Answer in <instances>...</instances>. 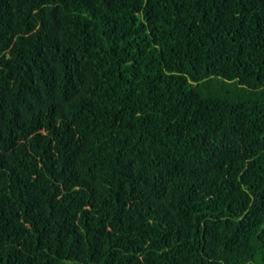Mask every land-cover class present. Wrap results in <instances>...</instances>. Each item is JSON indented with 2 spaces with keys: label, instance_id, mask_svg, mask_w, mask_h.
I'll use <instances>...</instances> for the list:
<instances>
[{
  "label": "trees",
  "instance_id": "obj_1",
  "mask_svg": "<svg viewBox=\"0 0 264 264\" xmlns=\"http://www.w3.org/2000/svg\"><path fill=\"white\" fill-rule=\"evenodd\" d=\"M0 264H264V0H0Z\"/></svg>",
  "mask_w": 264,
  "mask_h": 264
}]
</instances>
